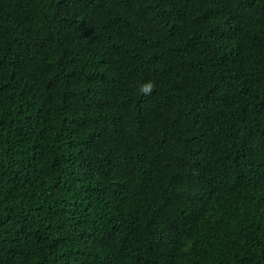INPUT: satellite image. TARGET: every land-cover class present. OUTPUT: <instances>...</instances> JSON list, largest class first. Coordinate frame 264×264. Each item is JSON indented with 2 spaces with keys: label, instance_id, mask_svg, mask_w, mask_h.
<instances>
[{
  "label": "trees",
  "instance_id": "1",
  "mask_svg": "<svg viewBox=\"0 0 264 264\" xmlns=\"http://www.w3.org/2000/svg\"><path fill=\"white\" fill-rule=\"evenodd\" d=\"M0 264H264V0H0Z\"/></svg>",
  "mask_w": 264,
  "mask_h": 264
},
{
  "label": "clouds",
  "instance_id": "2",
  "mask_svg": "<svg viewBox=\"0 0 264 264\" xmlns=\"http://www.w3.org/2000/svg\"><path fill=\"white\" fill-rule=\"evenodd\" d=\"M154 88L153 82L149 81L140 86V94L141 95H151Z\"/></svg>",
  "mask_w": 264,
  "mask_h": 264
}]
</instances>
